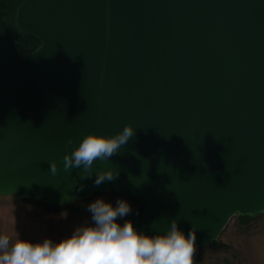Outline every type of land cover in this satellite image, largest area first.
<instances>
[{
	"label": "water",
	"instance_id": "1",
	"mask_svg": "<svg viewBox=\"0 0 264 264\" xmlns=\"http://www.w3.org/2000/svg\"><path fill=\"white\" fill-rule=\"evenodd\" d=\"M127 124L90 178L64 171L84 135ZM109 193L141 201L138 232L195 225L196 249L264 215V0H0V197Z\"/></svg>",
	"mask_w": 264,
	"mask_h": 264
},
{
	"label": "clouds",
	"instance_id": "2",
	"mask_svg": "<svg viewBox=\"0 0 264 264\" xmlns=\"http://www.w3.org/2000/svg\"><path fill=\"white\" fill-rule=\"evenodd\" d=\"M134 135L131 124L111 136L92 132L84 135L78 146L63 156L64 171L82 167L81 178H90L94 162L107 161L119 154ZM72 143L69 138L68 144ZM49 170L53 175L57 173L55 160L49 162ZM118 175L112 168L100 170L94 185L111 182ZM87 211L93 223L78 226L70 236L58 242L45 238L34 243L19 238L18 234L12 242L9 236L0 235V264H194L195 225L187 235L176 219L170 222L166 233L138 232L130 220L123 224L118 222L132 212L131 205L124 199H118L113 206L97 198L87 205Z\"/></svg>",
	"mask_w": 264,
	"mask_h": 264
},
{
	"label": "rangeland",
	"instance_id": "3",
	"mask_svg": "<svg viewBox=\"0 0 264 264\" xmlns=\"http://www.w3.org/2000/svg\"><path fill=\"white\" fill-rule=\"evenodd\" d=\"M97 198L112 204L124 199L131 205L132 212L119 219L121 224L131 220L142 208L140 200L126 194H96L74 205L58 208L23 200L18 195L0 197V235L9 236L12 242L17 234L34 243L45 238L58 242L70 236L78 226L93 223L87 205ZM194 264H264V215L255 218L232 216L215 242L196 249Z\"/></svg>",
	"mask_w": 264,
	"mask_h": 264
},
{
	"label": "crops",
	"instance_id": "4",
	"mask_svg": "<svg viewBox=\"0 0 264 264\" xmlns=\"http://www.w3.org/2000/svg\"><path fill=\"white\" fill-rule=\"evenodd\" d=\"M116 201H117V200H116ZM116 201H114V202H113V204H112L113 206H115V205H116ZM7 230H8V229H7Z\"/></svg>",
	"mask_w": 264,
	"mask_h": 264
},
{
	"label": "trees",
	"instance_id": "5",
	"mask_svg": "<svg viewBox=\"0 0 264 264\" xmlns=\"http://www.w3.org/2000/svg\"><path fill=\"white\" fill-rule=\"evenodd\" d=\"M110 194H114V193H110ZM46 206V205H45ZM55 208H58V207H55Z\"/></svg>",
	"mask_w": 264,
	"mask_h": 264
}]
</instances>
